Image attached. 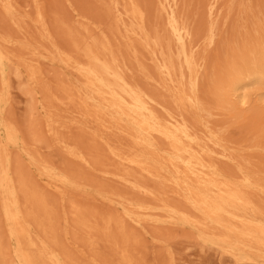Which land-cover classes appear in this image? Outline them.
<instances>
[{"label": "bare ground", "instance_id": "obj_1", "mask_svg": "<svg viewBox=\"0 0 264 264\" xmlns=\"http://www.w3.org/2000/svg\"><path fill=\"white\" fill-rule=\"evenodd\" d=\"M2 1L5 15L19 25L15 5ZM101 1L105 9L100 22L105 23L85 16L82 29L59 21L71 40L68 49L52 41L44 12L38 7L35 22L51 46L19 42L29 56L17 57L28 61L25 72L36 84L41 82L37 61L46 53L74 72L75 81L61 84L59 93L45 87L46 103L40 105L44 130L56 135L65 153L155 202L102 187L107 193L103 198L122 205L121 212H104L72 200L69 210L60 215L38 189L33 173L28 176L14 165L11 147L23 140L12 124L0 118V214L4 223L0 264H76L60 240L61 236L70 239L71 228L73 236L85 243H108L120 264H139L134 255L139 238L131 226L155 220L158 214L196 228L203 242L239 260L264 264V158L251 156L248 149L240 154L220 126L210 133L202 128L201 119L191 117L190 110L198 104L194 92L197 42L177 11V0H161L153 29L138 0ZM213 32L212 27L211 40ZM2 41L8 46L16 43L7 37ZM244 50L241 62L238 53L235 57L225 97L239 93L245 97L249 86L264 84V33L256 35ZM10 59L0 49V64ZM133 65L146 84L133 76ZM15 73L23 74V70L17 67ZM60 105L71 108L70 122L80 129L81 137L60 136L66 127L62 119L67 118L60 114ZM220 108L224 109L223 103ZM37 123H33L34 135ZM26 152L34 168L54 180L62 200L67 198V187L76 185V179Z\"/></svg>", "mask_w": 264, "mask_h": 264}, {"label": "rangeland", "instance_id": "obj_2", "mask_svg": "<svg viewBox=\"0 0 264 264\" xmlns=\"http://www.w3.org/2000/svg\"><path fill=\"white\" fill-rule=\"evenodd\" d=\"M11 1L16 7L15 18L20 20V26L8 19L2 9L3 1L0 0V49L11 56L10 60L3 61V65L0 64V118L5 123L12 124L23 140L21 144L11 147L14 165L20 166L28 176L33 173L38 189L48 197L60 215L63 211L69 210L72 200L94 206L104 212H121L122 205H112L103 198L107 193L102 187L134 199L154 203L152 198L145 199L143 194L130 190L122 182L102 176L79 160L69 157L55 140L56 135L44 130L45 114L40 105L46 103L45 87L59 93L61 84L75 81L74 72L60 61L52 60L46 53V57H41L37 61V67L41 71V82L36 84L31 82L25 72L28 61L23 62L17 57L29 56L19 42L34 45L45 43L48 47L51 46L50 41L42 37L41 26L35 22L38 7L44 12L52 41L68 49L71 40L62 30L59 21L65 20L75 28L86 22L85 16L91 21L105 23L100 22L105 9L104 2ZM138 1L147 13L149 28L153 29L157 24L156 16L161 0ZM177 11L187 20L194 35V42H197L198 63L194 77V92L198 104L190 110L191 117L201 119L202 128L210 133L220 126L229 144L240 154L248 149L251 156L264 158V84L256 83L249 86L245 97L240 93L228 97L224 95L228 93L230 71L237 53L241 62L246 54L244 47L254 40L256 35L264 33V0H177ZM212 27L213 40L209 39ZM2 37L14 39L16 43L5 45ZM124 53L128 58V54ZM17 67L23 70V74L15 73ZM133 67V76L145 83L137 66ZM147 86L154 89L151 84ZM222 103L224 109L220 108ZM58 107L60 114L67 116L62 119L63 123L66 122V127L61 128L60 136L81 137L80 129L70 122L71 108L65 105ZM227 107L232 110H228ZM34 122H38L35 135L32 129ZM84 142L85 145H90L88 140L84 139ZM27 150L35 153L38 159L50 161L55 168L67 172L76 179V185L67 187V198L62 200L61 194L55 188L54 180L47 179L34 168ZM102 154H105L104 147ZM3 224L0 214V233H3ZM131 228L139 238L134 250L139 264H249L246 260H239L209 242H203L198 237L196 228L180 221H170L162 214H158L155 220H146L141 225H132ZM71 229L68 236L70 239L61 236L60 240L62 247L70 252L76 264H120L117 254L108 243L102 241H97L93 245L85 243L82 238L74 237L72 233L75 230ZM3 239L5 246L10 249V242L5 237ZM95 258L98 262L93 261ZM7 259L11 260L9 256Z\"/></svg>", "mask_w": 264, "mask_h": 264}]
</instances>
